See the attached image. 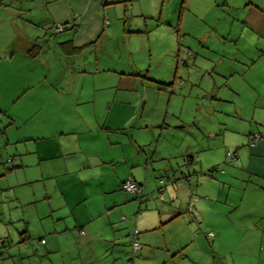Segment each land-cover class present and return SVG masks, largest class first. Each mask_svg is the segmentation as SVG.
I'll use <instances>...</instances> for the list:
<instances>
[{
	"label": "rangeland",
	"instance_id": "374dc122",
	"mask_svg": "<svg viewBox=\"0 0 264 264\" xmlns=\"http://www.w3.org/2000/svg\"><path fill=\"white\" fill-rule=\"evenodd\" d=\"M27 1L39 5L41 0ZM111 1L106 18L117 22L119 30L113 28L105 42L86 47L70 61H58L44 73L53 80L61 76L60 70L75 67L68 69L72 77L77 65L90 71L79 73L80 84L88 92L82 98L93 99L90 103L43 109L44 116L35 120L32 97L13 99L19 94V83L0 86V106L5 109L0 113V213L42 210L41 204L53 195L51 168L57 159L37 155L36 140L23 138L26 135L35 137L38 130L44 136L39 145L61 149L71 144L75 153L80 151L77 136H81L84 151L103 154L100 132H106L105 123L96 117L108 111L109 99L118 89L110 86L115 73L109 69L114 66L119 73V66L131 60L136 66L126 68L128 74L122 77L128 82L138 80V98L148 99L142 121L156 125L149 147L156 153L155 165L164 177L179 178L180 191L186 188L199 199L195 201L198 218L188 208L191 193L178 199L175 206L182 207L181 214L164 229L151 231L150 255L127 263L156 264L166 249L179 248L185 257L162 264H264V252L260 253L264 249V152L259 146L264 138L258 146L249 144L250 134H264V13L259 11L264 6H258L264 0ZM52 31L55 34L54 27ZM38 68L33 70L43 72V67ZM11 115L27 119L21 129L8 125ZM228 153L236 155L231 163ZM185 176L192 182H186ZM159 186L144 191L147 210L157 213L163 203ZM165 195L168 205L173 204V196L166 191ZM128 210L134 214L138 207ZM209 232H214L216 242L207 237ZM128 241L129 236L124 243ZM126 248L133 252L129 245ZM106 253L112 258L111 247ZM36 256L26 257L24 264L27 260L39 264Z\"/></svg>",
	"mask_w": 264,
	"mask_h": 264
},
{
	"label": "crops",
	"instance_id": "0c3cea01",
	"mask_svg": "<svg viewBox=\"0 0 264 264\" xmlns=\"http://www.w3.org/2000/svg\"><path fill=\"white\" fill-rule=\"evenodd\" d=\"M30 3L27 0H0V86L10 87L13 83H19V94L13 99L32 97L30 110L37 120L44 116L43 109L55 111L68 102L75 106L93 100L82 98V94L88 92L80 84L82 74L79 73L89 75L90 71H83L77 65L72 77L68 69L75 67L60 70L61 76L53 80L44 73L58 61H70L86 47H97L105 42L113 28L119 30V24L106 18L105 8L113 3L111 0H41L39 5ZM259 11L264 13V8ZM58 23L65 24L66 28L62 33L54 34L52 28ZM2 29L5 31L2 32ZM180 30H183L182 26ZM177 32L179 34V30ZM73 47L76 50L70 53L69 49ZM130 61L119 66L122 70L119 73L114 66L109 69L115 73L112 74L114 82L110 86L118 89L109 99L108 111L96 117L98 122L105 123L103 130L106 132H100L103 154L99 155L93 150L84 151L81 136H77L80 151L76 153L75 145L71 144L61 149L48 144L46 147L39 145L44 136L37 134L38 130H35V137L30 134L23 137L36 140L34 152L41 158L57 159L58 163L51 168L53 195L41 204L42 210L37 207L33 213L21 210H3L0 213V256L7 258L2 261L0 257V264H24L25 258L32 255L40 258L39 264H115V261L129 264L127 262H134L145 253L150 255L151 231L164 229L181 214L180 206L177 207L179 212H176V201L181 200L183 195L188 196L191 191L186 188L180 191L179 178L175 175L174 182L165 189L173 196V204L168 205L170 202L165 195L158 213L154 209L147 210L146 201L128 194L122 187L127 178H133L144 192L147 186L160 185L159 179L163 176L155 165L156 153L149 150L154 142L156 125L149 120L146 124L142 121L148 99L146 96L138 98V80L128 82L122 77L128 74L126 68L136 66ZM35 67H43L44 70L35 71ZM123 86L127 90L125 97L120 91ZM146 92L148 94L149 89ZM4 111L0 106V113ZM11 116L8 125L13 124L15 130L17 127L21 129L27 120ZM129 129L131 132H126ZM7 131L4 130L5 136ZM113 131L118 132L113 134ZM259 146L264 152V143ZM89 186L95 190L90 191ZM192 196L193 193L189 196L188 207ZM135 206L138 211L133 214L128 209ZM195 206L197 203L193 204L194 217H197ZM127 236L130 239L128 245L133 251L131 253L124 243ZM135 237L143 242L144 248L140 251L133 249ZM207 237L216 242L214 232H209ZM110 247L112 258L106 253ZM263 252L264 249L260 250V253ZM184 253L179 248L166 249L156 264L179 255L185 257ZM27 263L32 264L29 260Z\"/></svg>",
	"mask_w": 264,
	"mask_h": 264
},
{
	"label": "trees",
	"instance_id": "16d2710c",
	"mask_svg": "<svg viewBox=\"0 0 264 264\" xmlns=\"http://www.w3.org/2000/svg\"><path fill=\"white\" fill-rule=\"evenodd\" d=\"M57 25V24H56ZM55 25V26H56ZM65 25V24H64ZM65 28H66V25H65ZM54 30H55V27H54ZM56 32V31H55ZM57 33V32H56ZM175 33L176 34H178V32H177V30H175ZM76 50V48H71V49H69V52L71 53L72 51H75ZM159 85H160V87L161 88H163V83H159ZM255 134H257V133H254V134H250L249 135V144H252L251 142H252V139H253V136L255 135ZM263 136V135H262ZM264 137H262V138H260V140L261 139H263ZM260 140H258L257 142H259ZM257 144V143H256ZM255 144V145H256ZM234 156H235V158H236V155L234 154ZM234 161V160H233ZM232 161V162H233ZM227 162H229L228 160H227ZM230 163V162H229ZM128 179V178H127ZM126 179V180H127ZM186 180H188V182H192L191 181V179H190V176H186ZM125 182V181H124ZM123 182V183H124ZM159 182H160V186H159V189H158V192L160 193V199L163 201L164 200V198H163V195H164V193H165V189H166V187H167V185L168 184H170V183H173L174 182V178L172 177V178H169V177H164V176H162L160 179H159ZM122 187H123V184H122ZM127 192V191H126ZM128 194H131V193H128ZM131 195H133V194H131ZM135 197H140L142 200H144V201H147V198L145 197L146 195H145V193L143 192L141 195L140 194H137V195H134ZM161 196H162V198H161ZM194 197H197L196 195H194L193 194V196H192V198H191V202L189 203V211L194 215V216H196V214H195V212H194V207H193V204L195 203V201H194ZM199 199V198H198ZM135 241H137L140 245H141V247H140V249L139 250H135L134 249V242ZM132 246H133V249L135 250V251H140L142 248H143V244L138 240V238L137 237H135V239H134V241H133V243H132Z\"/></svg>",
	"mask_w": 264,
	"mask_h": 264
},
{
	"label": "built area",
	"instance_id": "2783aa9c",
	"mask_svg": "<svg viewBox=\"0 0 264 264\" xmlns=\"http://www.w3.org/2000/svg\"><path fill=\"white\" fill-rule=\"evenodd\" d=\"M65 29V25L63 23H58L55 26V31L56 32H61ZM264 136H262L261 133H257L253 136L252 139V144L255 145L257 143L258 140H260V138H262ZM235 159V156L233 153H228L227 154V160L231 163L233 160ZM123 189L133 195H137V194H142L143 193V188L142 186L133 178H128L127 180H125V182L123 183ZM162 198V196H161ZM198 197H194V201H197ZM141 247V245L135 241L134 242V249L135 250H139Z\"/></svg>",
	"mask_w": 264,
	"mask_h": 264
},
{
	"label": "water",
	"instance_id": "95a60500",
	"mask_svg": "<svg viewBox=\"0 0 264 264\" xmlns=\"http://www.w3.org/2000/svg\"><path fill=\"white\" fill-rule=\"evenodd\" d=\"M191 162V161H190ZM185 178H186V176H185Z\"/></svg>",
	"mask_w": 264,
	"mask_h": 264
}]
</instances>
